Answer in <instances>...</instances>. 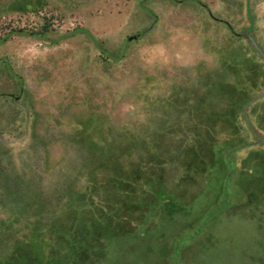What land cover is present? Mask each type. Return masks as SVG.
Here are the masks:
<instances>
[{
	"label": "rangeland",
	"instance_id": "1",
	"mask_svg": "<svg viewBox=\"0 0 264 264\" xmlns=\"http://www.w3.org/2000/svg\"><path fill=\"white\" fill-rule=\"evenodd\" d=\"M0 264H264V0H0Z\"/></svg>",
	"mask_w": 264,
	"mask_h": 264
}]
</instances>
